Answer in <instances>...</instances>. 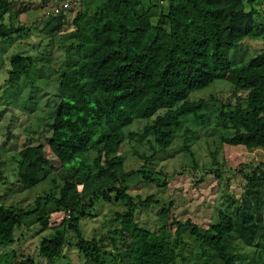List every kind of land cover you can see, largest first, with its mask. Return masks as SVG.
<instances>
[{"label":"trees","instance_id":"1","mask_svg":"<svg viewBox=\"0 0 264 264\" xmlns=\"http://www.w3.org/2000/svg\"><path fill=\"white\" fill-rule=\"evenodd\" d=\"M248 2L79 0L85 10L71 20L74 41L70 47L78 52V60L58 79L46 142L24 144L17 152L14 174L19 189L25 191L52 173L60 180L59 191L37 196L33 210L0 203V247L13 245L16 231L36 216L39 231H52L37 246L38 256L48 264L66 256L72 246L69 234L75 237L73 246L84 264H179L186 245L185 228L199 240L203 254L206 250L216 254L222 264H240L228 242L232 234L254 246L264 264V195L260 189L264 163L250 166L249 172L244 164L237 168L246 180V191L234 213L220 212L211 227L202 229L190 220L176 219L169 201L159 212L156 229L151 230L138 223L136 212L146 211L159 200L152 194L132 195L129 181L139 176L151 183L153 174L164 177L165 173L145 166L126 171L120 155L128 135L139 140L150 136L146 140L150 156L140 155L145 162L168 150L180 131H185L187 139L186 117L206 121L205 100L190 96L218 79L232 85L235 98L233 104L216 106V122L233 131L223 144L264 149V25L257 21L254 0ZM12 5V0H0L1 40L22 30L5 23ZM151 9L153 16L158 15L155 23ZM48 17L41 31L55 38L68 19L61 12ZM247 39H259L262 48L246 63L232 62L230 53ZM31 65V56H12L7 81L12 85L27 75ZM137 120L149 122L141 131L126 135L123 128ZM185 149L194 157L188 145ZM213 172L221 178L217 170L204 174ZM100 201L120 203L125 209L114 213L117 227L109 232L110 251L95 238L85 239L79 224L80 217L93 216L91 211ZM45 203L54 204L68 218L54 226L48 214L37 216ZM10 253L13 264H36L32 258H19L13 249ZM104 255L111 256L109 262ZM0 264L9 263L0 260Z\"/></svg>","mask_w":264,"mask_h":264},{"label":"rangeland","instance_id":"2","mask_svg":"<svg viewBox=\"0 0 264 264\" xmlns=\"http://www.w3.org/2000/svg\"><path fill=\"white\" fill-rule=\"evenodd\" d=\"M12 1V13L5 15V23H11L15 28L22 30L8 40L0 39V203L33 210L37 196L49 192L57 195L60 180L51 173L41 183L29 190L21 191L14 179L17 152L24 144L45 143L46 136L50 134L49 124L56 106L58 79L79 57L76 50L70 49L74 41L71 37V31L74 29L71 20L79 10L84 11L85 8L79 0ZM246 3H249L248 0ZM253 7L258 11L257 21L264 25V0H254ZM60 12L65 13L68 23L61 28L57 37L49 38L41 31L44 22L48 16ZM153 13L155 10L151 9V21L155 23L158 15L156 13L153 16ZM261 48L262 43L259 39H247L237 51L230 53V60L232 62L243 60V63H246L251 58L250 55ZM17 54L31 56L32 65L27 75H21L11 85L7 81L9 60ZM230 86L232 85L227 81L218 79L207 88L192 93L190 99L194 96L205 100L206 121L202 123L186 117L188 119L185 126L190 131L187 139L185 131H180L173 145L149 162L141 159L140 155L150 156V146L146 142L150 136L145 140H139L128 135L132 131H141L149 120H137L123 128V132L128 135L120 153L125 170H138L145 166L155 173L156 171L165 173L164 177L153 174L154 181L151 183L139 180V176H134L129 181L132 195L145 198L152 194L159 200V203H153L146 211L137 210L136 220L141 226L155 230L159 212L169 201L173 204L171 214L176 219L181 222L190 220L202 229L217 223L220 212L234 213L236 206L240 204L246 191V180L236 170L244 164L249 172L250 166L264 163V149L246 150L223 144L222 140L232 136L233 131L216 122V106L220 102L235 103ZM236 95L241 96L242 93ZM186 145L194 157L185 149ZM44 149L47 151L46 144ZM234 154L237 156L234 157ZM213 158L216 164L213 163ZM216 170L221 173V178L215 176V172L204 174L205 171ZM163 181L164 185L161 184ZM159 182L161 185L157 186ZM260 189L264 195V185ZM124 210L120 203L97 202L91 211L93 216L80 217L79 224L84 238H95L110 251L109 232L117 227L114 213ZM46 214L50 216V223L54 226L68 218L67 213L56 209L52 203L43 204L37 216ZM40 229L36 216L26 220L22 228L16 231L14 244L0 247V260L13 264L10 253L13 249L19 258L29 257L36 264H48L38 256L37 246L41 238L52 231L43 232L39 231ZM171 238L174 239L173 236ZM183 238L186 245L183 256L178 257L179 264H222L216 254L208 250L204 254L201 252V244L190 234V228L184 229ZM69 239L72 246L66 250V256L52 264H84L85 261L78 256L73 246L75 237L69 234ZM228 242L233 252L237 254L240 264L263 263L259 260V251L254 246L245 245L236 235L232 234ZM103 258L109 262L111 256L104 255Z\"/></svg>","mask_w":264,"mask_h":264}]
</instances>
